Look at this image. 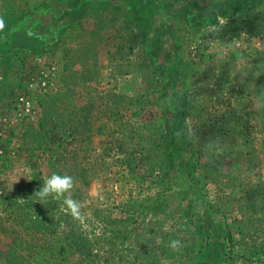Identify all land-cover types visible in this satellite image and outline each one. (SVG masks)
I'll return each mask as SVG.
<instances>
[{
	"label": "rangeland",
	"instance_id": "obj_1",
	"mask_svg": "<svg viewBox=\"0 0 264 264\" xmlns=\"http://www.w3.org/2000/svg\"><path fill=\"white\" fill-rule=\"evenodd\" d=\"M0 19V264H264V0H0ZM53 172L78 217L32 196Z\"/></svg>",
	"mask_w": 264,
	"mask_h": 264
},
{
	"label": "clouds",
	"instance_id": "obj_2",
	"mask_svg": "<svg viewBox=\"0 0 264 264\" xmlns=\"http://www.w3.org/2000/svg\"><path fill=\"white\" fill-rule=\"evenodd\" d=\"M4 22L0 19V30H3ZM42 186L36 190L32 196L42 204H46L49 198L62 202V209L69 212L73 216L80 215V203L73 199L72 193L75 188V177L65 173L60 174L53 172L51 175H46L42 178ZM23 200V199H22ZM169 247L173 251H179L182 244L179 240L170 241ZM161 264H169L167 259H162Z\"/></svg>",
	"mask_w": 264,
	"mask_h": 264
},
{
	"label": "trees",
	"instance_id": "obj_3",
	"mask_svg": "<svg viewBox=\"0 0 264 264\" xmlns=\"http://www.w3.org/2000/svg\"><path fill=\"white\" fill-rule=\"evenodd\" d=\"M220 235L218 234H213V242L209 241H202L201 242V250L203 252V260L201 261L202 263L203 262H206L207 259H210L214 256H218L219 252L217 251L218 248L222 247L223 246V242L220 240ZM202 239V238H200ZM203 240V239H202Z\"/></svg>",
	"mask_w": 264,
	"mask_h": 264
}]
</instances>
